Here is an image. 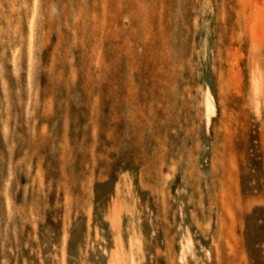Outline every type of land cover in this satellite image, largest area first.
<instances>
[{"label":"rangeland","instance_id":"rangeland-1","mask_svg":"<svg viewBox=\"0 0 264 264\" xmlns=\"http://www.w3.org/2000/svg\"><path fill=\"white\" fill-rule=\"evenodd\" d=\"M260 117L264 0H0V264H258Z\"/></svg>","mask_w":264,"mask_h":264},{"label":"bare ground","instance_id":"bare-ground-1","mask_svg":"<svg viewBox=\"0 0 264 264\" xmlns=\"http://www.w3.org/2000/svg\"><path fill=\"white\" fill-rule=\"evenodd\" d=\"M118 2V0H117ZM134 3V2H133ZM131 6V5H130ZM137 6V4H136ZM148 7V6H147ZM140 8V7H139ZM142 12V11H141ZM144 29V28H143ZM145 31V30H143ZM222 32V31H221ZM146 33V32H145ZM147 34V33H146ZM149 35V34H148ZM221 36V35H220ZM161 48V47H160ZM168 51V50H167ZM166 52V51H165ZM168 57V56H167ZM154 65V64H153ZM95 72V71H94ZM106 72V71H105ZM96 74V73H95ZM107 76V75H106ZM116 76V75H115ZM109 77V76H108ZM96 78V76H95ZM110 78V77H109ZM115 79V78H114ZM97 80V79H96ZM95 81V79H94ZM89 82V81H88ZM165 83V82H164ZM163 84V83H162ZM95 85V84H94ZM159 85V84H158ZM157 85V86H158ZM162 86V85H161ZM169 87V86H168ZM120 88V87H119ZM124 89V88H123ZM161 90V89H160ZM174 92V91H173ZM159 94V93H158ZM161 94V93H160ZM162 96V94H161ZM163 98V97H162ZM159 99V98H157ZM237 100V98L233 95H231V104L233 102V105L235 103V101ZM256 100V99H255ZM252 102V101H251ZM263 107V106H262ZM233 106L230 105V109H232ZM164 113V112H163ZM162 114V113H161ZM165 115V114H164ZM166 116V115H165ZM259 120H261V122H264V118H259ZM227 132V131H225ZM227 136V135H226ZM260 136V135H259ZM229 142V141H228ZM233 174V173H232ZM252 180L254 182L253 187H252V191L250 192L248 195H242V193L240 192V187H238V190L236 193H230L229 190L226 189H222L221 192V196H220V200H219V204L216 208L215 213L217 215H221L224 219L227 215H233L235 218H237L240 223L242 228L238 238L236 240V243L239 242V246L241 247V249L244 252L249 253L251 256H253L255 258V260L257 261L258 264H262L259 255L257 254V252L255 251V249H253V245L256 241H262V243L264 244V230H262L260 233H258L256 225H255V219L258 218L257 215H260V218L262 219V223L264 224V214H260L256 212V214L251 216H243L241 211L239 210V206L240 205H247V202L250 199H258V198H264V173L263 171L258 168L255 176L252 177ZM227 182L226 179L222 178L221 179V184H225ZM192 194H194V192H192ZM247 207V206H246ZM257 210V208H256ZM255 211V210H254ZM253 211V212H254ZM213 213V212H212ZM216 215V217H217ZM257 216V218H255ZM259 218V219H260ZM221 223V222H220ZM240 226V227H241ZM262 228V227H260ZM239 229V228H238ZM220 229L217 226V223L215 221L214 224H210L208 227V236L210 239V242L212 243V245H214V247L216 249L220 250V264H241L243 262H239V258H237V252L233 249V248H229V245H231L230 243V239L232 237H230V234L227 232L226 235L224 236L225 238V242L224 244L228 246L229 249H227V247H225V245L222 242V238H221V234H220ZM260 231V230H259ZM201 233H203L202 230H200ZM226 232V231H225ZM231 232V231H230ZM236 233V232H235ZM234 233V234H235ZM232 240V239H231ZM235 240V239H234ZM233 240V241H234ZM236 245V244H235ZM234 245V246H235ZM238 247V249L240 250V248ZM264 246V245H263ZM262 246V247H263ZM237 250V249H236ZM237 250V251H239ZM241 252V251H239ZM238 252V253H239ZM240 254V253H239ZM241 255V254H240ZM240 257V256H239ZM239 259V260H238ZM216 260V259H215ZM218 261V259L216 260ZM216 261H212L210 264H219ZM247 262V261H246ZM245 264V263H243ZM248 264V263H246Z\"/></svg>","mask_w":264,"mask_h":264}]
</instances>
